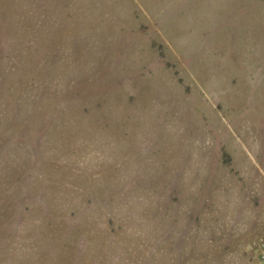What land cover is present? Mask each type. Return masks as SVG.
<instances>
[{
    "label": "rangeland",
    "instance_id": "rangeland-1",
    "mask_svg": "<svg viewBox=\"0 0 264 264\" xmlns=\"http://www.w3.org/2000/svg\"><path fill=\"white\" fill-rule=\"evenodd\" d=\"M264 0H0V264H264Z\"/></svg>",
    "mask_w": 264,
    "mask_h": 264
},
{
    "label": "built area",
    "instance_id": "built-area-1",
    "mask_svg": "<svg viewBox=\"0 0 264 264\" xmlns=\"http://www.w3.org/2000/svg\"><path fill=\"white\" fill-rule=\"evenodd\" d=\"M264 244V243H263Z\"/></svg>",
    "mask_w": 264,
    "mask_h": 264
}]
</instances>
